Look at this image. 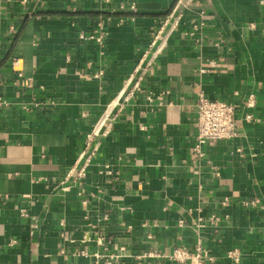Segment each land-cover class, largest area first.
<instances>
[{
  "label": "crops",
  "instance_id": "1",
  "mask_svg": "<svg viewBox=\"0 0 264 264\" xmlns=\"http://www.w3.org/2000/svg\"><path fill=\"white\" fill-rule=\"evenodd\" d=\"M175 9L181 22L124 100ZM199 93L237 106L236 136L202 157ZM117 103L84 177L61 190ZM197 237L208 264H233V249L239 264H264V0H0V264H93L119 246L129 256L115 264H176L134 256L193 250Z\"/></svg>",
  "mask_w": 264,
  "mask_h": 264
},
{
  "label": "built area",
  "instance_id": "2",
  "mask_svg": "<svg viewBox=\"0 0 264 264\" xmlns=\"http://www.w3.org/2000/svg\"><path fill=\"white\" fill-rule=\"evenodd\" d=\"M170 15H168L163 23L162 27L157 34L159 38V43L155 49L150 54L144 53L143 56L138 60L134 72L129 76L125 83V91H127V96L124 100L132 97L134 91L140 90L141 82L148 74L150 69L153 66L154 60L159 53V46L162 45L167 37L177 28L178 24L181 22L183 14L179 10H173ZM204 26V23H200L196 26H193L189 32L190 36H193L197 31L201 30ZM89 39H95L98 42L101 41V36L94 38L89 36ZM129 90V91H128ZM167 92H163L156 97L157 100H161ZM151 101V98H148ZM243 106L247 109H250L254 106V98L252 95L247 96L243 101ZM196 107V117L194 121L195 126V137L192 146V150L195 154L202 157L203 148L206 144L211 142H226L233 139L236 136V109L237 106L232 103H227L220 100H210L204 94H197L195 101ZM116 108V109H115ZM120 109V104H112L109 106V112L106 116L102 117L94 126V128L84 136L82 148L79 152V155L76 159L75 165L71 167L66 175L65 181L61 182L60 189L67 190V187H63L66 180L75 174L76 178H82L85 175V172L93 158L96 157L98 153V148L100 141L108 133L109 128L112 126L114 119L115 110ZM113 115V116H112ZM246 120H252V116L247 114L245 116ZM114 179L116 177L114 176ZM84 204V203H83ZM226 204V201L222 203ZM244 206L255 205V202H242ZM22 216H26L25 212L22 211ZM207 221L210 225H216L219 221V217L216 215H211ZM180 221L179 225H182ZM205 223L202 219H198L194 228L198 232L199 229L203 228ZM61 236L64 237V232L61 233ZM83 241H89V238L85 234ZM16 244V240H10L6 246L11 247ZM0 246V254H1ZM125 248L119 246L114 248V251L106 255L93 254L94 262L93 264H115L120 258L129 256L125 254ZM83 256H88L87 253L83 250L80 252ZM131 257V256H130ZM161 258L166 259L176 264H189L194 262L195 264H208L214 262V258L209 254L208 250L203 247L200 237H197V244L193 250H189L185 247H175L170 254H158L153 252H144L134 256L135 259L143 258ZM233 264H239L242 258V252L239 249H233L226 253L225 256Z\"/></svg>",
  "mask_w": 264,
  "mask_h": 264
},
{
  "label": "bare ground",
  "instance_id": "3",
  "mask_svg": "<svg viewBox=\"0 0 264 264\" xmlns=\"http://www.w3.org/2000/svg\"><path fill=\"white\" fill-rule=\"evenodd\" d=\"M113 106V105H112Z\"/></svg>",
  "mask_w": 264,
  "mask_h": 264
}]
</instances>
